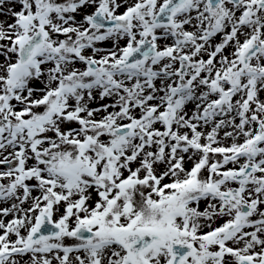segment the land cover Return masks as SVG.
<instances>
[{
	"label": "snow or ice",
	"instance_id": "6c2138e0",
	"mask_svg": "<svg viewBox=\"0 0 264 264\" xmlns=\"http://www.w3.org/2000/svg\"><path fill=\"white\" fill-rule=\"evenodd\" d=\"M0 264H264V0H0Z\"/></svg>",
	"mask_w": 264,
	"mask_h": 264
}]
</instances>
